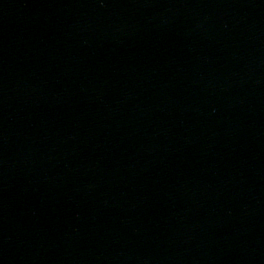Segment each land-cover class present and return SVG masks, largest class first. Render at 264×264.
<instances>
[{
    "label": "water",
    "instance_id": "1",
    "mask_svg": "<svg viewBox=\"0 0 264 264\" xmlns=\"http://www.w3.org/2000/svg\"><path fill=\"white\" fill-rule=\"evenodd\" d=\"M255 79L264 235V0H246Z\"/></svg>",
    "mask_w": 264,
    "mask_h": 264
}]
</instances>
